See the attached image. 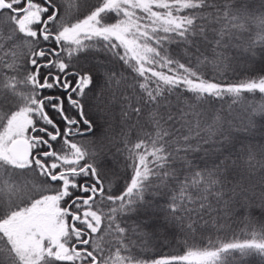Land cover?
<instances>
[{
  "label": "snow or ice",
  "instance_id": "1",
  "mask_svg": "<svg viewBox=\"0 0 264 264\" xmlns=\"http://www.w3.org/2000/svg\"><path fill=\"white\" fill-rule=\"evenodd\" d=\"M246 94L264 0H0V264H264ZM244 112L264 136V103Z\"/></svg>",
  "mask_w": 264,
  "mask_h": 264
},
{
  "label": "trees",
  "instance_id": "2",
  "mask_svg": "<svg viewBox=\"0 0 264 264\" xmlns=\"http://www.w3.org/2000/svg\"><path fill=\"white\" fill-rule=\"evenodd\" d=\"M96 0H79V3L84 6V9L86 10L88 7H91L93 4H95ZM206 74L212 75L213 70L211 68L205 69ZM252 72H259V66L254 65L252 67H245L243 65H240L236 68L235 72L228 71L224 73L225 77L227 78L228 82H233L237 79L243 78L245 75L250 74ZM246 100L244 102V105H231L232 107V118L234 121V127L232 129V135L236 138L237 147L240 146L241 143L243 144H254L259 145L261 143H264V136H262L259 132L250 134L248 132L243 131L244 128V119H245V112L244 107L249 104H259L264 103V97H261L259 94H256L255 96L246 94ZM231 104L230 99L226 98V101L221 103L217 102L216 107L227 109L228 106ZM87 111V109H86ZM211 115V113H209ZM83 127V126H82ZM122 159V158H121ZM254 215L257 217H260V211L259 209H254ZM243 228V223L240 220H237L236 223L232 224V227L230 230H228L223 235L227 238H231L233 233H236L237 235L240 234L241 229ZM103 231V229H102ZM177 241H180L179 243L173 242L168 247H165L163 249H157L155 251H149L147 253H144V257H151V256H159L162 254H181L185 251L186 245L183 243L182 238L180 236H177ZM203 241L197 235L195 238H191L188 240V245L192 246H203Z\"/></svg>",
  "mask_w": 264,
  "mask_h": 264
}]
</instances>
